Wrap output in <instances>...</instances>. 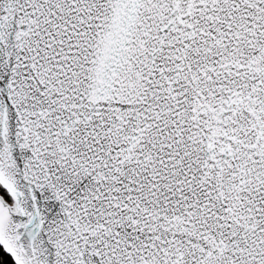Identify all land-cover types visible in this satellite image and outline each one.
Masks as SVG:
<instances>
[{"label":"snow or ice","instance_id":"obj_1","mask_svg":"<svg viewBox=\"0 0 264 264\" xmlns=\"http://www.w3.org/2000/svg\"><path fill=\"white\" fill-rule=\"evenodd\" d=\"M0 264H264V0H0Z\"/></svg>","mask_w":264,"mask_h":264}]
</instances>
